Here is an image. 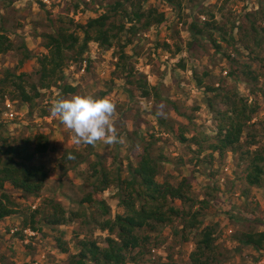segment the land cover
Wrapping results in <instances>:
<instances>
[{"label": "rangeland", "instance_id": "1", "mask_svg": "<svg viewBox=\"0 0 264 264\" xmlns=\"http://www.w3.org/2000/svg\"><path fill=\"white\" fill-rule=\"evenodd\" d=\"M43 1V0H41ZM117 0H49L46 7H42L38 0H15L10 6L0 0V27L10 31L12 39L18 44L26 43L31 50L33 58L26 61L19 73L31 72L39 69L38 57L48 53L45 47L44 35L54 33L60 27L61 19L66 23L71 20L75 24H86L91 18L98 17L105 12L106 7ZM182 16L177 5L169 0H147L146 8L158 7L167 16L166 22L151 30L142 33L134 44L128 46L127 53L131 55V65L136 67L138 77L141 73L147 75L151 85L157 86L162 97L143 98L135 87L129 85L126 74L118 72L116 62V48L102 49L97 43H91L87 58L91 59L86 74H79V66L66 69V82L79 87L77 93L64 96L58 87L45 89L39 100V107L31 114L28 106L19 100H12L13 108L18 113L14 121H9L4 115L7 109V101L2 100L0 95V133L6 137H19L37 132L50 135L53 150L41 156L38 163L44 164L50 171V178L41 197L35 199V203L41 210V217L52 210L48 201L62 203L68 210H77L79 203L87 192L84 178L79 176V170H87L89 162L81 165L79 169L66 172L60 164L66 149H79L84 151L89 147V155L98 153L103 155L108 151L117 153L121 166L124 167V176H128V169L136 165L134 148L141 145L140 150L148 145L147 141H140L145 135L153 143L152 155L158 158L162 153L167 159L160 161L161 181L171 180L178 182L184 177H190L192 192L197 199H208L211 206L203 210V218L206 224L219 225V243L225 252L224 264H253L264 258V253L252 247L244 246L238 238L244 232L264 231V186L250 187L246 182L245 162L240 161L239 155L226 152L222 158L220 154L209 149L210 142L217 135V127L212 113L205 99V88H200L194 73L204 78L205 83L214 86L217 91L223 87L235 88L242 95L258 101L260 107L252 125L253 131L259 133V139L264 144V97L261 93L256 96L251 94L253 84L241 72L237 76H230V70L241 71L245 62L252 63L253 68L260 75L264 70L257 61L249 58V52H236V48H230L227 53H232L235 61L217 52L211 43L205 38L200 44L190 48L191 37L184 25L185 19H209L207 13H215L217 19L223 24L227 18L221 12L224 8L226 14L237 23L249 25L247 15L264 12V0H182ZM80 5L76 10L75 6ZM263 14V13H262ZM252 15V18L254 16ZM262 18L261 15H259ZM263 19V18H262ZM232 24V22H230ZM258 24L264 25L263 20ZM73 28H77L76 25ZM235 36L240 38L241 33L236 30ZM171 44V52L162 47L164 43ZM178 47L182 51H178ZM240 47V46H239ZM227 49V45L224 44ZM241 48V47H240ZM21 52L9 54L0 53V80L6 69H18ZM180 63L186 65L185 68ZM205 72L209 76H205ZM31 81H38L34 75ZM264 84V76L260 77L259 86ZM132 90H136L132 95ZM106 93L103 97L102 93ZM74 95H91L95 98H107L115 106L111 117L116 135L122 142L106 144L97 141L95 144H76L71 130L67 129L60 118L51 115L52 105L60 99H68ZM214 94H212L213 96ZM10 97V96H9ZM175 103L176 106H174ZM48 109L47 118L40 117L41 110ZM194 117L197 129L188 124L184 114ZM161 118H165L168 125H162ZM173 129L170 131L171 128ZM188 126L186 135L191 138L194 132L201 131L205 136L211 137V141L203 143L204 149L199 155L190 150L191 143L183 142L179 136V127ZM154 135L152 139L150 136ZM156 139H160L158 142ZM192 147L196 150L198 146ZM136 155V154H135ZM211 155H214L213 160ZM95 155L91 161L95 160ZM112 159H108V164ZM213 161L212 164H209ZM115 168L113 171H116ZM218 185L220 192L215 197L209 195L210 188ZM118 192L117 186L111 187L105 192L108 203L112 206L114 214L123 213L119 200L115 198ZM20 198L22 206L29 205L31 201L22 198L20 193L15 192ZM49 199V200H48ZM48 200V201H47ZM50 203V202H49ZM23 217L15 215L11 219L0 222V264H31L37 257L38 252L45 251L49 256V264H68V254L58 250L54 232L49 226L43 225L42 234L30 237V243H26V234L19 236L12 233L14 227L22 230ZM176 227H181V221H176ZM94 226L82 225L77 221L68 226L61 227L60 231L66 233V240L76 251L74 237L76 232L86 236L87 232L97 238L108 235L107 232L96 230L91 233ZM57 234V233H56ZM55 234V235H56ZM32 247H29V245ZM155 247L147 258L170 256L179 263H189L190 254L194 249L192 243H184L174 234V229L166 227L155 239ZM154 248V249H153ZM148 264V262H144Z\"/></svg>", "mask_w": 264, "mask_h": 264}, {"label": "trees", "instance_id": "2", "mask_svg": "<svg viewBox=\"0 0 264 264\" xmlns=\"http://www.w3.org/2000/svg\"><path fill=\"white\" fill-rule=\"evenodd\" d=\"M4 1L10 6L15 0ZM145 1L147 0H117L108 5L104 13L91 18L86 24H75L74 20L66 23L62 18L56 32L44 35L48 53L38 57L39 69L31 72H17L26 61L33 58L27 44L18 45L12 39L10 31L0 27V53L7 55L11 52H21L23 55L18 69H6L0 80L2 100H19L28 106L33 114L39 107V100L45 89L58 87L64 96L77 93L79 87L66 82V69L72 65L81 66L91 43H97L102 49L116 48V68L118 72L126 74L123 78L127 79L128 84L135 87L143 98L160 99V89L151 85L147 75L141 73L138 77L136 67L130 62L131 55L127 53L128 46L134 44L139 35L166 22L167 15L158 7L146 8ZM169 1L181 9L180 15L183 17L182 0ZM38 2L42 7H46L43 1ZM75 8L78 10L80 5L77 4ZM221 12L227 18V23L219 21L213 12L207 13L209 19L204 22L184 18V25L191 37L190 48L202 43L206 38L217 52H225L224 56L231 61H235L233 54L226 52L230 48H236L238 53L249 52V58L257 61L264 70V25L258 24L260 19L264 22V12L248 14V26L237 23V19L229 18L224 8ZM74 25L77 28H73ZM236 30L241 33L240 38L235 36ZM171 47V44L166 42L161 48L171 52ZM181 51L182 48L178 47L175 54ZM87 59L90 66L92 61ZM180 66L186 67L184 63H180ZM241 68V71L230 70L229 75L237 76L238 72H241L253 84L251 94L256 96L261 93L264 97V84L258 85L264 71L258 75V71L249 62L242 64ZM34 75L39 77L37 82L30 80ZM194 75L200 88H205L207 93L205 101L216 124L217 135L211 141V137L198 131L188 138L186 133L190 129L186 130L188 126H181V140L191 143L190 150L195 155L205 150L203 143L210 141L209 149L213 154L218 152L222 158L228 151L234 155L238 154L240 161L247 164V184L250 187H263L264 144L259 139V133L250 127L259 111L258 101L253 99L251 102L249 97L242 95L235 88L223 87L217 91L214 86L205 83L198 73ZM209 75L205 72V76ZM135 91H131L132 95ZM102 95L106 97L107 94L103 92ZM172 104L176 106L175 103ZM41 111L42 118H47L50 114L48 109ZM184 115L188 124L197 129L194 117L186 113ZM160 121L162 125H168L165 118ZM169 128L170 131L173 129L170 124ZM150 137L155 138L154 135ZM159 140L156 139L157 142ZM140 141H147L148 145L142 151H139L141 145L133 146L136 165L129 167L128 176H124L125 169L121 166L117 153H95L96 158L91 161L94 155H89V147L84 151L66 149L60 159V164L66 172L77 170L89 162L87 170H79L87 192L77 210H68L62 203L48 199L47 204L52 210L41 217V210L38 207L33 209V205L35 199L41 197L45 191L50 171L37 161L53 150L51 137L44 132L19 137H6L4 133H0V222L15 215H22V230L17 233L22 237L21 233L28 228L45 236L42 224L49 226L54 232L58 250L68 254V264H224L226 258L219 243V225L206 224L203 218V210L209 208L211 202L194 197L190 177H184L176 183L167 179L161 181L160 161L167 157L163 153L158 158L154 157L151 152L153 143L145 135L140 137ZM193 144H196L198 149L195 150ZM213 158L214 155H211L212 160ZM108 159H112L109 164ZM212 163L213 161H210L209 164ZM115 168L116 171H113ZM113 186L118 188L115 198L124 209L123 213L114 214L105 197V192ZM15 192L31 201L29 205L22 206ZM218 192L220 187L215 185L210 188L209 195L215 197ZM79 220L82 225L94 226V229H90L91 233L101 230L108 235L95 238L89 232L86 236L76 232V251H73L70 242L65 239L66 233L60 230L61 227ZM178 220L181 221V227L175 225ZM166 227L173 228L174 234L182 242L194 245L189 263H179L170 256L147 258L152 247L156 246V237ZM238 240L244 246L264 253V231L244 232Z\"/></svg>", "mask_w": 264, "mask_h": 264}, {"label": "clouds", "instance_id": "3", "mask_svg": "<svg viewBox=\"0 0 264 264\" xmlns=\"http://www.w3.org/2000/svg\"><path fill=\"white\" fill-rule=\"evenodd\" d=\"M114 111L115 106L109 99L91 95H74L68 99H60L51 107V115L58 116L61 123L72 131L76 144L122 142L112 125Z\"/></svg>", "mask_w": 264, "mask_h": 264}, {"label": "built area", "instance_id": "4", "mask_svg": "<svg viewBox=\"0 0 264 264\" xmlns=\"http://www.w3.org/2000/svg\"><path fill=\"white\" fill-rule=\"evenodd\" d=\"M45 3H48L49 0H43ZM74 68V66H72ZM89 67V61L87 59V57L85 58V60L83 61V63L81 64V66L79 67V74H86L87 70ZM7 109L4 112V115L6 116V118H8L9 121H14L18 115V113L14 110L13 108V103L8 100L7 101ZM38 205L35 203L33 205V209H37ZM20 231L19 227H14L12 229V233L16 234L17 232ZM24 234H26L27 238H26V243L29 244L30 241V237H36L39 235V233L31 228L25 229L24 230ZM49 256L48 253L45 251H41L38 252V255L36 258L33 259L32 264H49Z\"/></svg>", "mask_w": 264, "mask_h": 264}, {"label": "crops", "instance_id": "5", "mask_svg": "<svg viewBox=\"0 0 264 264\" xmlns=\"http://www.w3.org/2000/svg\"><path fill=\"white\" fill-rule=\"evenodd\" d=\"M13 217H14V216H13ZM11 218H12V217L8 218L7 220H9V219H11ZM7 220L1 221V222H5V221H7ZM262 252H263V251H262ZM253 264H264V258H262V260L259 261L258 263L255 262V263H253Z\"/></svg>", "mask_w": 264, "mask_h": 264}]
</instances>
